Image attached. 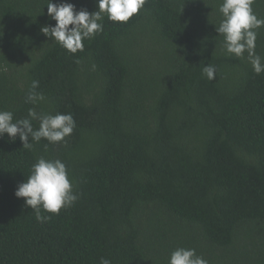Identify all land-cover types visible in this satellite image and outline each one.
<instances>
[{"label":"trees","instance_id":"obj_1","mask_svg":"<svg viewBox=\"0 0 264 264\" xmlns=\"http://www.w3.org/2000/svg\"><path fill=\"white\" fill-rule=\"evenodd\" d=\"M46 2L0 0V110L71 113L76 126L31 148L0 138V264H168L178 247L208 264H264V72L247 52L226 54L223 0H147L127 23L105 15L75 54L41 31L56 23ZM252 8L264 18V0ZM38 157L65 163L77 195L58 215L41 207L45 222L15 195Z\"/></svg>","mask_w":264,"mask_h":264},{"label":"clouds","instance_id":"obj_2","mask_svg":"<svg viewBox=\"0 0 264 264\" xmlns=\"http://www.w3.org/2000/svg\"><path fill=\"white\" fill-rule=\"evenodd\" d=\"M147 0H96L97 10L89 12L85 8L76 10L73 3H53L47 0V15L56 23L44 26L41 31L69 53L75 54L84 50V41L93 39L103 31L101 21L106 15L109 21L127 23L144 8ZM254 0H223L219 12L223 19L216 27L223 36V47L226 54L243 58L245 52L256 74L264 72L262 57L255 53L257 31L264 27V18H258L252 5ZM71 26V27H70ZM203 74L208 80L216 76L212 65H205ZM39 82L33 81L26 102L33 105L44 100V95L34 91ZM29 118L14 120L12 111L0 110V138L7 134L14 141L17 136L25 148H31V141L46 139L49 143L65 142L76 126L71 113H37L34 108L28 111ZM32 120L39 121L34 129ZM15 195L24 198L25 204L36 212V219L45 222L50 216H42L40 208L52 214H59L62 208L71 206L77 199L73 185L69 179L65 163L60 159L49 160L38 157L32 165L31 174L21 183ZM99 264H111L109 259L100 258ZM168 264H208L202 256L196 254L194 248L178 247L171 252Z\"/></svg>","mask_w":264,"mask_h":264}]
</instances>
